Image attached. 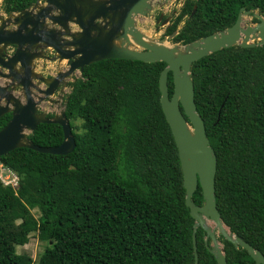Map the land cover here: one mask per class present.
<instances>
[{"label":"trees","instance_id":"obj_1","mask_svg":"<svg viewBox=\"0 0 264 264\" xmlns=\"http://www.w3.org/2000/svg\"><path fill=\"white\" fill-rule=\"evenodd\" d=\"M34 2L1 0L0 9L10 14ZM240 8L253 23L254 13L264 16V0H184L167 32L176 31L173 43L187 44L232 26ZM165 65L130 59L85 65L64 99L75 148L50 154L21 147L0 156L18 176L16 186L0 182V264H194V220L160 105ZM190 77L216 155L220 218L264 255V43L212 52L192 63ZM167 82L170 96L171 73ZM10 116L0 117V129ZM27 137L57 146L63 131L40 123ZM191 199L203 203L199 185ZM30 234L47 243L36 261L16 252ZM220 242L227 264H255L246 250ZM196 243L197 264H217L200 227Z\"/></svg>","mask_w":264,"mask_h":264},{"label":"water","instance_id":"obj_2","mask_svg":"<svg viewBox=\"0 0 264 264\" xmlns=\"http://www.w3.org/2000/svg\"><path fill=\"white\" fill-rule=\"evenodd\" d=\"M149 1L35 0L26 9L5 18L0 16V117L11 115L0 129V156L21 147L50 154H68L75 148L65 109L47 117L45 112H38V108L46 97L60 91L59 87H64L75 71L81 73L85 65L102 59L165 62L158 80L160 105L177 147L185 205L194 220L191 233L194 264L198 261V227L203 230L204 244L217 264H227L221 237L246 250L255 264H264L263 253L230 232L220 218L215 200L216 155L196 111L190 77L192 63L212 52L234 45H262L264 16L254 13L258 22L243 26L241 14L250 11L240 8L232 26L187 44L172 46L167 42L176 32L154 40L135 27L134 16L144 15L150 8ZM167 21L168 18L163 24ZM255 39L256 42H250ZM133 45L141 49H132ZM9 46L14 47L11 53L6 52ZM38 60H67L68 66L46 77L35 72ZM169 73L173 84L170 96ZM49 102L57 100L49 99ZM40 123L60 125L62 142L57 146H39L31 142L27 136ZM197 185L202 190L201 205L191 199Z\"/></svg>","mask_w":264,"mask_h":264},{"label":"rangeland","instance_id":"obj_3","mask_svg":"<svg viewBox=\"0 0 264 264\" xmlns=\"http://www.w3.org/2000/svg\"><path fill=\"white\" fill-rule=\"evenodd\" d=\"M182 1L183 0H150L149 1L150 8L146 11V13L144 15L137 14L134 16L135 27L139 29L146 37L157 40L162 36L164 32V27L156 28L155 24L151 20V17L157 13V9H158L157 7H162V11L165 14H169L172 21L177 16ZM0 13H2L1 9H0ZM241 19L243 26L253 24V22L251 21L252 15L250 13L249 14L242 13ZM256 41L257 39L250 40V42H256ZM167 43L172 46L178 44V43H173L171 40H168ZM131 48L135 50L141 49L139 46H135V45H133ZM43 64H45V62ZM67 66H68L67 60H62L61 62L55 61L53 63H47L44 68L37 67V70L38 72H41L44 75L53 76L56 74L57 71L65 70ZM79 76H80V72L75 71L67 79L66 86L63 88V92L60 93L62 97L60 98L57 95V93H55L53 96L46 97L44 99L46 101L43 100L39 104L38 110L42 109L44 112H48L51 114H59L60 111L64 108V97L70 90L69 82L73 81L75 77H79ZM47 99L57 100V102L55 104L50 103L49 101H47ZM33 213L35 214V216H37L35 211H33ZM46 245L47 243L41 241L36 234H30L26 244L16 246V252L19 254L27 255L36 261L43 252Z\"/></svg>","mask_w":264,"mask_h":264},{"label":"flooded vegetation","instance_id":"obj_4","mask_svg":"<svg viewBox=\"0 0 264 264\" xmlns=\"http://www.w3.org/2000/svg\"><path fill=\"white\" fill-rule=\"evenodd\" d=\"M184 1V0H183ZM183 1H182V3H183ZM182 3H181V5H182ZM0 5H1V3H0ZM180 5V6H181ZM158 9H157V13L155 14V15H153L152 17H151V20L153 21V23L155 24V26H156V28H159V27H164V32H163V34H162V36L160 37V38H162V37H165V36H169L170 34H172V33H169V32H167V29L171 26V24H172V22H173V20L171 21V18H170V15L169 14H165L163 11H162V7H157ZM2 11V10H1ZM8 14H6V13H4L3 11H2V13H0V16H2V17H6ZM162 15V16H161ZM166 18H168V21H167V23H165V24H163V22H164V20L166 19ZM182 23V22H181ZM180 27V25H178V28ZM174 32H176V31H174ZM159 39V38H158ZM172 39V38H171ZM13 46H9V47H7V49H6V52L7 53H11L12 52V50H13ZM45 62V64H43ZM53 62H55V61H51V60H38V61H35V72H37V73H40V74H42L41 72H38V70H37V67H45L46 66V64L47 63H53ZM47 67H49V66H47ZM58 72V71H57ZM56 72V73H57ZM81 74V73H80ZM42 75H44V74H42ZM56 75V74H55ZM44 76H46V77H50L51 75H44ZM54 76V75H53ZM75 78H77V77H75ZM74 78V79H75ZM73 79V80H74ZM34 83H36V81H34ZM41 84V87H45V85H43L42 83H40ZM66 86V85H65ZM64 86V87H65ZM64 87H59L60 89V91H56L55 93H57V95L61 98L62 97V95L60 94L61 92H63V88ZM66 98V95H65V97H64V99ZM44 101H46V100H44ZM47 101H49V99H47ZM51 103V102H50ZM55 104V103H54ZM38 112H44L42 109H40V110H38ZM46 113V116L47 117H49V115H51V117L54 115V114H51V113H48V112H45Z\"/></svg>","mask_w":264,"mask_h":264},{"label":"built area","instance_id":"obj_5","mask_svg":"<svg viewBox=\"0 0 264 264\" xmlns=\"http://www.w3.org/2000/svg\"><path fill=\"white\" fill-rule=\"evenodd\" d=\"M0 182L7 186H16L18 184L17 174L0 161Z\"/></svg>","mask_w":264,"mask_h":264},{"label":"clouds","instance_id":"obj_6","mask_svg":"<svg viewBox=\"0 0 264 264\" xmlns=\"http://www.w3.org/2000/svg\"><path fill=\"white\" fill-rule=\"evenodd\" d=\"M225 225V224H224ZM226 226V225H225ZM227 227V226H226ZM228 228V227H227ZM230 231V230H229Z\"/></svg>","mask_w":264,"mask_h":264}]
</instances>
